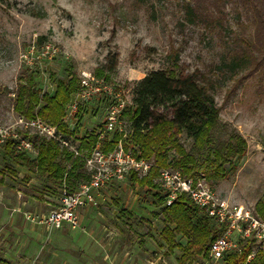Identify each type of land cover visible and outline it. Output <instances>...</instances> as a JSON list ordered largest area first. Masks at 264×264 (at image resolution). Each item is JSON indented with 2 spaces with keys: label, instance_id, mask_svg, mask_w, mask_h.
I'll return each mask as SVG.
<instances>
[{
  "label": "rangeland",
  "instance_id": "rangeland-1",
  "mask_svg": "<svg viewBox=\"0 0 264 264\" xmlns=\"http://www.w3.org/2000/svg\"><path fill=\"white\" fill-rule=\"evenodd\" d=\"M183 15L181 0H0V125L10 126L18 118L10 92L29 73L36 89L53 94L56 80L68 72L79 79L81 72L95 76L113 64V71L104 73L106 81L121 86L129 104L135 84L151 71L196 79L212 94L218 120L200 145L185 133L172 132L202 169L216 171V164L222 165L217 176L198 172L191 178L203 179L221 201L253 211L257 201H264V78L247 67L233 74L223 66L240 37L252 38L253 27L244 19L237 24L233 12L223 33L189 24ZM39 37L44 39L37 44ZM45 44L56 49L52 59L35 61L28 55L32 46L39 51ZM96 107V102L85 106L83 131L102 123V107ZM121 129L128 132L129 123L123 121ZM215 154L221 158L213 164ZM15 168L0 148V228L10 229L4 224L13 218L17 229L0 250L12 264H114L116 251L126 259L135 257V264H177L181 253L167 251L160 237L163 222L155 190L125 181L107 192L105 205L89 209L84 221L79 217V228L47 234L37 226L32 230V223L14 209L25 203L26 213H44L52 208L46 198L56 193L44 178ZM165 169L182 174L171 165ZM176 242L186 244L180 236ZM193 264L222 263L199 257Z\"/></svg>",
  "mask_w": 264,
  "mask_h": 264
},
{
  "label": "trees",
  "instance_id": "trees-1",
  "mask_svg": "<svg viewBox=\"0 0 264 264\" xmlns=\"http://www.w3.org/2000/svg\"><path fill=\"white\" fill-rule=\"evenodd\" d=\"M183 3V17L189 24L204 27L210 31L222 32L228 30L230 12L236 15V23H245L253 27L251 39L239 38L240 44L234 45L226 53L229 60L223 63L230 73H236L243 67L249 72H260L264 78V0H181ZM37 39V44L43 41ZM114 65L104 66L95 76L109 79L105 72H111ZM108 72V73H109ZM79 79L74 72H68L63 79L55 82L53 94L41 93L35 88L32 73L23 75L18 79L11 102L12 111L24 119L36 116L49 125L57 126L59 130L67 133L60 125L64 115V107L70 101L71 95L77 90ZM83 108L78 119L82 117ZM219 116V108L213 100L209 89L200 81L189 78L179 80L172 71L157 70L147 73L133 88L132 103L127 106L121 121L129 123V131L125 143L132 144L140 156L152 161L149 173L141 178L130 176L129 182L139 188L155 190L153 196L157 198L160 218L163 228L160 237L167 246V251L175 249L181 253L177 264H193L197 258H207L210 244L220 235V230L206 214L196 208L186 196H179L171 205L164 204V195L160 192L157 179L159 172L171 165L180 169L183 175L189 177L198 172L207 175H219L221 170V154H215L211 163L216 164L214 170L208 167L201 168L198 162L185 152L179 144L175 133H185L197 145L203 144L209 136L211 127ZM78 126L71 135L77 132ZM36 150L34 157L17 153L11 141L1 149L6 157L14 164L21 166L36 176L44 178L51 185L55 197L59 189L65 185L69 190L75 189L80 183L89 179L85 169V157L97 143L94 131L86 132L79 141L81 156L75 157L73 153L36 134L23 133ZM120 135H115L113 142L104 147L111 150ZM229 149V147H226ZM230 150V149H229ZM227 150V151H229ZM240 153V148L237 149ZM171 153L173 154L172 157ZM170 157V159H169ZM15 174L14 171H9ZM0 182H3L4 173L0 171ZM53 205V204H52ZM253 212L264 219V201H257ZM180 236L186 240L185 246L176 242ZM253 239L240 240L239 250L226 255L222 264H264V249L258 247ZM254 257L247 261L253 252ZM0 264H12L3 257L0 250Z\"/></svg>",
  "mask_w": 264,
  "mask_h": 264
},
{
  "label": "built area",
  "instance_id": "built-area-1",
  "mask_svg": "<svg viewBox=\"0 0 264 264\" xmlns=\"http://www.w3.org/2000/svg\"><path fill=\"white\" fill-rule=\"evenodd\" d=\"M28 55L33 56L35 61L52 59L56 55V49L51 44H45L39 51H35L32 46ZM21 59L26 60L27 55H21ZM92 102L98 104L95 110L102 107L103 121L91 130L83 131L84 111L80 120L78 116L81 114V108L84 110L85 106ZM129 105L125 90L121 86L97 78L89 72H81L78 88L71 95L60 122L67 133L37 116L28 120L18 116L10 126L0 125V147L11 141L15 152L30 156H35L36 150L31 141L24 137V132H32L51 140L60 148L73 153L75 157L82 155L78 139L86 132L94 131L97 135V143L85 157L88 181L80 183L73 190L63 185L50 210L38 215L23 212L26 220L47 234L64 227L75 230L80 226V210L101 207L108 201L107 192L110 188L124 183L132 175L141 178L149 173L152 161L141 157L135 146L123 141L128 132L121 129V117ZM77 126L78 130L72 136L71 132L73 133ZM115 135H120L121 138L111 150L105 151L104 147L113 142ZM158 184L166 206L171 205L179 196H186L221 231L209 246L208 260L221 261L226 255L237 252L240 240L253 239L258 247L264 245V219L243 206L221 201L203 179L185 177L178 171L162 169L159 172ZM254 253L255 251L247 257V261L254 257Z\"/></svg>",
  "mask_w": 264,
  "mask_h": 264
},
{
  "label": "crops",
  "instance_id": "crops-1",
  "mask_svg": "<svg viewBox=\"0 0 264 264\" xmlns=\"http://www.w3.org/2000/svg\"><path fill=\"white\" fill-rule=\"evenodd\" d=\"M1 148V147H0ZM23 169V167H21V166H18V165H16V168H15V170H22ZM26 170V169H25ZM26 171H28V170H26ZM25 171V172H26ZM28 174H29V171H28ZM128 181V180H127ZM129 182V181H128ZM158 183V182H157ZM130 185H136V184H133V183H131L130 182ZM117 187H119V186H117ZM112 188H114V187H112ZM111 189V188H110ZM109 189V190H110ZM45 198H46V196H45ZM49 202L47 203V204H45V205H51V204H54V202H55V200H56V198H52V199H50V198H46ZM108 201H109V198H108ZM107 201V202H108ZM106 202V203H107ZM106 203H104L103 205H105ZM24 205H25V203H22V208L20 207V208H16V209H14V211H16L17 212V214H19V212L22 214L23 212H25L26 210H24L23 209V207H24ZM102 205V206H103ZM89 209H82V210H80V212H79V217H80V219H82V221H84L83 219H85L86 217H88V213H87V211H88ZM99 215H101V214H99ZM16 220H17V222L20 224V225H24V222H23V220H22V218L19 216V215H17L16 217ZM16 220H14V221H16ZM16 224V223H15ZM12 225H13V218H11V220H9V222H6L5 224H4V227H8V226H11V228L10 229H4V228H0V244H2V243H4V241H6V239L10 236V235H12V232H15V231H17V229H15V227H12ZM31 227H32V230H34L35 229V225H31ZM40 228V227H39ZM40 230H41V228H40ZM15 236V235H14ZM125 253H123V252H119V251H116L115 252V257H114V259H113V262H114V264H135V257H134V259H126L125 258Z\"/></svg>",
  "mask_w": 264,
  "mask_h": 264
}]
</instances>
